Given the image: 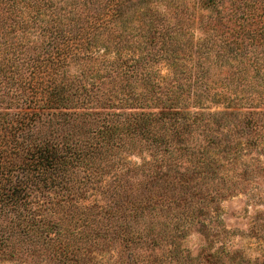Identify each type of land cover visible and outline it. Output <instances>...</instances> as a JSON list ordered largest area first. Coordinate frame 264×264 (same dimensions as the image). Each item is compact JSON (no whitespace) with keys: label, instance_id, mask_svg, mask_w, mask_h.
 Returning a JSON list of instances; mask_svg holds the SVG:
<instances>
[{"label":"trees","instance_id":"obj_1","mask_svg":"<svg viewBox=\"0 0 264 264\" xmlns=\"http://www.w3.org/2000/svg\"><path fill=\"white\" fill-rule=\"evenodd\" d=\"M259 105L264 0H0V260H181Z\"/></svg>","mask_w":264,"mask_h":264},{"label":"rangeland","instance_id":"obj_2","mask_svg":"<svg viewBox=\"0 0 264 264\" xmlns=\"http://www.w3.org/2000/svg\"><path fill=\"white\" fill-rule=\"evenodd\" d=\"M158 67L167 72L163 62ZM224 74L225 71L218 73ZM226 102L212 109H225ZM257 109L264 107L259 105ZM229 139L227 148H220L221 166L215 178L219 186L218 202L205 207L214 214L213 219H206L203 227L199 224L190 227L182 243L181 260L170 256L169 246L156 249L160 264H264V140L259 138L249 144L245 138ZM131 159L135 163L143 160L138 154L131 155ZM209 190L216 194L215 190ZM121 250L120 253L112 250L111 259L132 258V251ZM136 250L142 252L140 258L149 255L146 247ZM107 258L109 254L99 257L102 261ZM0 264L17 263L0 260Z\"/></svg>","mask_w":264,"mask_h":264}]
</instances>
